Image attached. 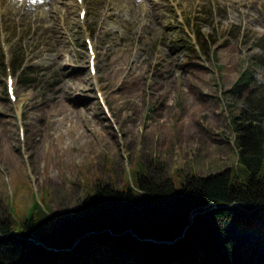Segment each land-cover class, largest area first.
<instances>
[{
    "label": "rangeland",
    "instance_id": "1",
    "mask_svg": "<svg viewBox=\"0 0 264 264\" xmlns=\"http://www.w3.org/2000/svg\"><path fill=\"white\" fill-rule=\"evenodd\" d=\"M39 2L0 10V216L28 210L29 188L14 190L22 180L53 213L77 209L88 184L130 183L145 165L177 185V170L235 165L230 112L241 99L224 90L247 67L264 88V0H85L84 16L78 0ZM19 57L35 71L28 85L9 69ZM9 73L14 99L2 91Z\"/></svg>",
    "mask_w": 264,
    "mask_h": 264
},
{
    "label": "trees",
    "instance_id": "2",
    "mask_svg": "<svg viewBox=\"0 0 264 264\" xmlns=\"http://www.w3.org/2000/svg\"><path fill=\"white\" fill-rule=\"evenodd\" d=\"M196 39L198 50L209 53L207 41ZM184 47L199 57L193 44ZM23 61L10 66L28 85L35 71L21 69ZM251 70H241L224 90L241 99L230 112L235 165L208 173L177 170L178 185L162 167L145 165L130 183L88 184L77 209L53 213L39 207L22 180L14 190L29 188L33 200L19 219L9 210L0 216V264H264V88ZM179 235L172 243L138 237Z\"/></svg>",
    "mask_w": 264,
    "mask_h": 264
},
{
    "label": "bare ground",
    "instance_id": "3",
    "mask_svg": "<svg viewBox=\"0 0 264 264\" xmlns=\"http://www.w3.org/2000/svg\"><path fill=\"white\" fill-rule=\"evenodd\" d=\"M123 1V0H122ZM21 2L26 3V6H31V4L33 3L34 6L38 7L40 6V4L44 3L45 1H43L42 3L39 2V0H0V10L3 13V17L4 18H8V16L13 15V16H17L19 15L20 11H21V6H19L21 4ZM84 2L85 0H83L80 4V6H84ZM40 3V4H39ZM43 5V4H42ZM45 5V4H44ZM112 5V4H111ZM47 9H50L49 5L47 4L46 6ZM82 8V7H81ZM34 9V8H33ZM124 9V8H123ZM32 10V9H31ZM36 10V9H35ZM49 12V11H48ZM34 15V14H33ZM42 16V15H41Z\"/></svg>",
    "mask_w": 264,
    "mask_h": 264
},
{
    "label": "water",
    "instance_id": "4",
    "mask_svg": "<svg viewBox=\"0 0 264 264\" xmlns=\"http://www.w3.org/2000/svg\"><path fill=\"white\" fill-rule=\"evenodd\" d=\"M235 204H238V203L235 202ZM213 206H215V204H213ZM262 206H264V204H262ZM130 231H131L132 234L136 235V233H135V231L133 229H130ZM138 237L140 238V240H150V241H154V242H165V243H172L177 238V237H175L173 239L172 238L171 239H159V238H155V237H152V236H149V237L148 236H143V237L138 236ZM47 247L50 248V246H47Z\"/></svg>",
    "mask_w": 264,
    "mask_h": 264
}]
</instances>
